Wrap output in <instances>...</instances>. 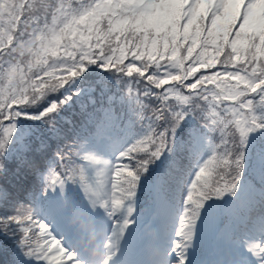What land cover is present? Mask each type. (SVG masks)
Returning <instances> with one entry per match:
<instances>
[{"label":"snow or ice","instance_id":"6c2138e0","mask_svg":"<svg viewBox=\"0 0 264 264\" xmlns=\"http://www.w3.org/2000/svg\"><path fill=\"white\" fill-rule=\"evenodd\" d=\"M0 209L11 264H264V0H0Z\"/></svg>","mask_w":264,"mask_h":264},{"label":"trees","instance_id":"16d2710c","mask_svg":"<svg viewBox=\"0 0 264 264\" xmlns=\"http://www.w3.org/2000/svg\"><path fill=\"white\" fill-rule=\"evenodd\" d=\"M204 71V70H202ZM119 74H117L118 76ZM114 81L116 80V76L113 77ZM142 87V85H141ZM114 90L122 92L124 94H127V84L124 81H121L119 83H114L113 85ZM133 88V92H135L136 90V85L133 83L132 85ZM107 106V105H106ZM76 111V116H73V112L72 110H69L67 113H65L68 118L71 119H79V108L75 109ZM117 111H120L119 106L117 105ZM197 120L200 123H203V121L201 120V116L200 113H197ZM188 134H189V130L184 129L182 132H180V136L183 137L185 140L188 138ZM31 183L30 182L28 185H26L25 187H31ZM37 189L39 188V185L36 186ZM15 195L17 197H19L20 199H23L25 196V191L23 189H20L18 191L15 192ZM30 196V193H29ZM140 207L143 208V220L146 223L147 222H153L154 225L156 226V231L158 233H163L164 229H165V218L164 215L162 213V211L153 206L152 203V198L151 196H144L142 198V204L140 205ZM3 210V209H0ZM224 211H226L227 213L225 214V212H223V210L220 213L219 219H218V224L221 226L222 229H227L230 226V217L233 215V211L234 210H230L225 208ZM142 223V222H141ZM146 223H143L142 226L147 225ZM155 249V248H154ZM152 252V250H151ZM207 249H205L201 254H200V258H204L205 256H207ZM11 260H12V246L10 243L4 244L3 246H0V264H11Z\"/></svg>","mask_w":264,"mask_h":264},{"label":"rangeland","instance_id":"374dc122","mask_svg":"<svg viewBox=\"0 0 264 264\" xmlns=\"http://www.w3.org/2000/svg\"><path fill=\"white\" fill-rule=\"evenodd\" d=\"M127 63V61L125 62ZM143 147V145L141 146ZM141 156L143 153L140 154ZM139 158V157H138ZM225 214L227 213L226 211L223 210ZM146 223L145 221H142V224ZM147 225L142 226L141 230L137 233L136 239L133 241L132 247H131V253L134 258H140L141 254L144 253L145 251L151 252V250L154 252V248L156 246V241H157V234L158 232L156 231V226L154 225L153 222H147ZM102 238V237H100ZM96 236L89 235L88 238V244L92 251L94 252V257L96 256V249L95 245L100 239ZM141 246V249L138 254L134 255V249L135 246ZM207 256L204 258L198 257V259L204 260V261H217V260H223L226 257V249L222 246L219 245V248H214L212 247L211 249H207Z\"/></svg>","mask_w":264,"mask_h":264}]
</instances>
